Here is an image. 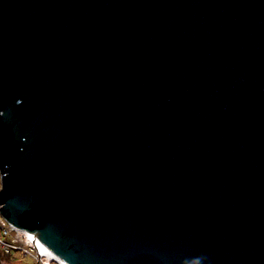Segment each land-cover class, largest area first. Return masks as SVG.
<instances>
[{"label": "water", "instance_id": "water-1", "mask_svg": "<svg viewBox=\"0 0 264 264\" xmlns=\"http://www.w3.org/2000/svg\"><path fill=\"white\" fill-rule=\"evenodd\" d=\"M0 184L67 264H264V0H0Z\"/></svg>", "mask_w": 264, "mask_h": 264}, {"label": "built area", "instance_id": "built-area-1", "mask_svg": "<svg viewBox=\"0 0 264 264\" xmlns=\"http://www.w3.org/2000/svg\"><path fill=\"white\" fill-rule=\"evenodd\" d=\"M33 241H37V239L32 234L14 227L0 214V253L10 255L13 252H18L24 257L28 256L33 259L34 264H60V262H63L48 248V252L53 255L55 260L46 261L44 257L39 254Z\"/></svg>", "mask_w": 264, "mask_h": 264}, {"label": "rangeland", "instance_id": "rangeland-1", "mask_svg": "<svg viewBox=\"0 0 264 264\" xmlns=\"http://www.w3.org/2000/svg\"><path fill=\"white\" fill-rule=\"evenodd\" d=\"M13 259H6L5 257H1L0 264H33V259L22 258L20 257V255H14Z\"/></svg>", "mask_w": 264, "mask_h": 264}, {"label": "bare ground", "instance_id": "bare-ground-1", "mask_svg": "<svg viewBox=\"0 0 264 264\" xmlns=\"http://www.w3.org/2000/svg\"><path fill=\"white\" fill-rule=\"evenodd\" d=\"M37 241H33V244L36 245V249L38 250L39 254L42 257H44V259L46 261H53V260H55L54 257H53V255L50 252H48V249L43 244H40L41 242L38 243L39 241L38 242ZM60 264H66V263L60 262Z\"/></svg>", "mask_w": 264, "mask_h": 264}, {"label": "trees", "instance_id": "trees-1", "mask_svg": "<svg viewBox=\"0 0 264 264\" xmlns=\"http://www.w3.org/2000/svg\"><path fill=\"white\" fill-rule=\"evenodd\" d=\"M1 258V257H0Z\"/></svg>", "mask_w": 264, "mask_h": 264}]
</instances>
